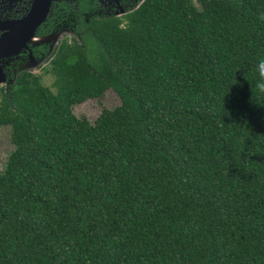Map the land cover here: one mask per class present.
<instances>
[{"label":"trees","instance_id":"16d2710c","mask_svg":"<svg viewBox=\"0 0 264 264\" xmlns=\"http://www.w3.org/2000/svg\"><path fill=\"white\" fill-rule=\"evenodd\" d=\"M199 2L78 20L67 47L118 98L92 122L71 106L95 89L0 87V264H264V0Z\"/></svg>","mask_w":264,"mask_h":264},{"label":"rangeland","instance_id":"374dc122","mask_svg":"<svg viewBox=\"0 0 264 264\" xmlns=\"http://www.w3.org/2000/svg\"><path fill=\"white\" fill-rule=\"evenodd\" d=\"M139 1L129 0L125 10L131 9ZM191 1L195 5L200 6L199 0ZM97 3L99 7L90 13L84 14V18L89 15L121 14L116 4L110 6L105 0H99ZM72 38H76V36L67 33L61 39H66L64 43L59 40L51 48L50 46H45V51L41 53L38 52V49L28 48L31 52V61L26 63V66L19 65L16 67L14 73L9 76L4 75L0 81V87H6L12 83L14 77L23 71L22 74L24 75L19 80V84L12 86V97L15 105L22 108L30 106L40 94L39 86L45 87L55 95L69 87V85H76L82 90L92 88L97 91L95 95L86 97L83 101L71 106V111L74 115L83 116L90 122L95 119L102 107L112 108L118 104L116 94L111 89L97 82L82 65L81 49L67 47L68 45L66 44ZM20 62L22 63V61ZM33 77H36L37 80H31ZM10 131L9 124L0 125V170L6 156L13 148L10 140Z\"/></svg>","mask_w":264,"mask_h":264},{"label":"flooded vegetation","instance_id":"af4514ba","mask_svg":"<svg viewBox=\"0 0 264 264\" xmlns=\"http://www.w3.org/2000/svg\"><path fill=\"white\" fill-rule=\"evenodd\" d=\"M86 1L92 6L87 12L83 10L84 0H0V40L7 39L10 34H17L19 40L23 39L18 42L19 46L7 40L3 43L0 48V74L9 76L19 65L26 66L31 61L28 48L38 49L41 53L45 51V46H53V40L56 43L67 33L77 35L74 28L78 20L99 7V0ZM105 1L110 6L116 4L123 14L129 0ZM30 33L33 35L28 37Z\"/></svg>","mask_w":264,"mask_h":264},{"label":"clouds","instance_id":"9594fccd","mask_svg":"<svg viewBox=\"0 0 264 264\" xmlns=\"http://www.w3.org/2000/svg\"><path fill=\"white\" fill-rule=\"evenodd\" d=\"M255 71L257 73L256 88L259 92L264 93V57L257 61Z\"/></svg>","mask_w":264,"mask_h":264},{"label":"water","instance_id":"95a60500","mask_svg":"<svg viewBox=\"0 0 264 264\" xmlns=\"http://www.w3.org/2000/svg\"><path fill=\"white\" fill-rule=\"evenodd\" d=\"M33 34L30 33L28 37H31ZM27 37V38H28ZM19 37H17V34H10L7 36V42H9L10 44H17V46H19L18 42L21 43L23 41L18 39ZM5 40H0V48L2 47L3 43L5 42ZM55 43V40H53V44ZM4 74H0V81L3 79Z\"/></svg>","mask_w":264,"mask_h":264}]
</instances>
